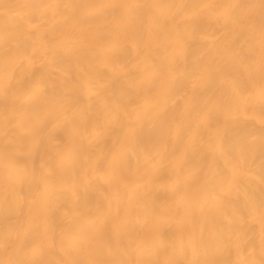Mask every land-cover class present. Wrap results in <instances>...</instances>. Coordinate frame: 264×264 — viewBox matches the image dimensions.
<instances>
[{"label": "bare ground", "instance_id": "6f19581e", "mask_svg": "<svg viewBox=\"0 0 264 264\" xmlns=\"http://www.w3.org/2000/svg\"><path fill=\"white\" fill-rule=\"evenodd\" d=\"M0 264H264V0H0Z\"/></svg>", "mask_w": 264, "mask_h": 264}]
</instances>
